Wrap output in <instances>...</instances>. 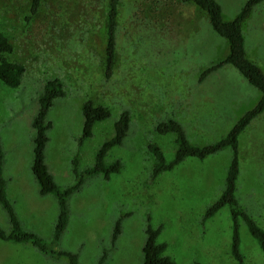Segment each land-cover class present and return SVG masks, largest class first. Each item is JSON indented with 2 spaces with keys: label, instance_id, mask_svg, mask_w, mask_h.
<instances>
[{
  "label": "rangeland",
  "instance_id": "374dc122",
  "mask_svg": "<svg viewBox=\"0 0 264 264\" xmlns=\"http://www.w3.org/2000/svg\"><path fill=\"white\" fill-rule=\"evenodd\" d=\"M31 0H0V32L13 45L10 61L25 73L17 88L0 84V151L6 192L22 227L51 242L58 215L54 196L39 194L31 172L38 97L49 79L58 78L64 96L47 113L45 162L60 188L73 184L72 160L80 171L91 167L101 144L114 134L119 114L130 113L129 131L110 149L105 163L122 164L109 180H85L68 201L69 220L56 250L78 254L79 264H140L147 218L162 226L158 242L174 264H237L230 254L228 207L203 221L206 208L224 189L232 150L203 160L189 157L156 178L149 143L166 159L176 149L173 134L159 135L156 125L178 121L191 144L204 146L223 138L237 120L255 107L260 92L231 65L199 81L201 72L226 57V40L210 27L207 15L181 0H120L113 75H104L105 21L109 0H42L29 16ZM224 20H232L246 0H217ZM245 52L264 72V1L242 27ZM104 106L110 117L96 122L91 137L78 144L82 106ZM239 175L235 197L264 229V111L238 138ZM121 233L111 246L115 220ZM0 228L9 231L0 207ZM240 251L244 264H264V257L241 221ZM0 264H68L41 254L30 244L0 240Z\"/></svg>",
  "mask_w": 264,
  "mask_h": 264
},
{
  "label": "trees",
  "instance_id": "16d2710c",
  "mask_svg": "<svg viewBox=\"0 0 264 264\" xmlns=\"http://www.w3.org/2000/svg\"><path fill=\"white\" fill-rule=\"evenodd\" d=\"M42 0H31L29 8L30 19L36 15ZM264 0H246L239 12L232 20H224L221 5L217 0H181L184 4L196 6V10L204 12L211 29L228 44V54L218 62L212 63L205 68L199 81L205 79L212 72L225 65H231L245 80L260 92V98L253 109L246 112L232 126L228 133L220 140L204 146H197L187 139L182 125L172 119H166L156 125V132L159 135L173 134L176 149L171 160H167L161 148L155 143H149L147 150L153 157L151 177L156 178L166 171H171L186 158L194 157L200 160L205 159L225 148L232 150L231 161L228 165L224 189L219 198L209 205L203 215V221L213 217L221 208L227 206L231 219V243L230 254L237 264H244V256L240 251L239 227L242 221L247 228L249 235L256 241L264 257V229H262L249 213L242 208L236 197V184L239 175L238 159V138L251 121L264 111V72L251 60L245 52V40L242 31L243 24L250 16L253 8ZM120 0H109L105 21V45H104V75L110 78L113 75L116 62V27L118 8ZM13 53V45L9 38L0 32V84L9 88H17L25 73V66L22 63L10 61L8 56ZM65 94L62 82L58 78L49 79L42 87L38 97V109L32 120L34 130L31 172L38 186L41 196L52 195L55 197L58 207V215L53 227L50 243L44 241L40 236L26 231L7 197L6 180L3 175V153L0 151V207L5 212L9 223V231L0 228V240L14 244H30L41 254L55 259H65L68 264H79L78 254L70 251L56 250L54 247L59 243L65 231L68 220L69 198L77 192L89 177L101 175L109 180L113 174H118L122 169L120 161L116 160L110 164L105 163L107 152L115 146L122 144L126 137L130 123V113L122 111L114 123L113 136L104 141L97 149L94 156V163L82 171L78 169L77 158H73L72 173L74 182L72 185L60 188L45 162V148L48 142L47 131L51 128V122L47 120V113L52 107L55 99ZM83 124L78 144L91 137L92 129L96 122L103 121L110 117V111L104 106L94 105L87 101L82 106ZM123 216H119L113 225L111 233V246H114L121 233V222ZM162 226L153 228L147 218L145 228V240L142 247V261L140 264H174L173 260L165 255L166 243L158 242ZM109 249H103L96 264H103L107 258ZM191 264H199L194 261Z\"/></svg>",
  "mask_w": 264,
  "mask_h": 264
}]
</instances>
